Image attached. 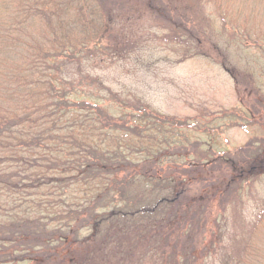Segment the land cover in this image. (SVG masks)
Instances as JSON below:
<instances>
[{"label": "trees", "instance_id": "trees-1", "mask_svg": "<svg viewBox=\"0 0 264 264\" xmlns=\"http://www.w3.org/2000/svg\"><path fill=\"white\" fill-rule=\"evenodd\" d=\"M231 1L0 0V264H196L174 252L190 253L179 247L188 210L207 221L230 201L239 216L264 179V124L255 121L264 102L259 80L231 66L227 40L263 49L264 14L243 0L239 19ZM137 14L178 63L204 58L255 98L240 114L252 131L244 147L217 151L200 137L209 123L162 115L89 75L114 60L106 53L139 44L130 34ZM259 231L262 248H232L220 264H264ZM172 236L183 251L159 253Z\"/></svg>", "mask_w": 264, "mask_h": 264}, {"label": "rangeland", "instance_id": "rangeland-1", "mask_svg": "<svg viewBox=\"0 0 264 264\" xmlns=\"http://www.w3.org/2000/svg\"><path fill=\"white\" fill-rule=\"evenodd\" d=\"M226 6L233 13H238L239 19H243V0H233ZM255 8L259 10L258 14H264V0H256ZM204 11L212 16L215 9L208 6ZM137 15L139 18H135L130 34L139 39V44L128 53L121 52L120 46L117 47L118 52L106 53L103 58L114 60L106 65H95L93 69L88 70L89 75L117 94L132 95L141 99L157 113L178 118H197L209 123V134L200 137L204 142H211L212 148L217 151L232 153L244 147L252 139V131L240 128L248 123L247 117L241 119L240 114L246 113L255 98L249 93L240 96L234 89L229 75L204 58L194 57L178 63V56L181 54L175 55L172 47H164L159 41L161 32L150 25H144V18L148 15ZM249 24L262 27L258 21ZM227 43L234 56L231 66L244 68L259 80L262 94L258 98L260 102H264V48L248 46L247 42L236 44L233 38H229ZM86 84L89 89L98 88V85L92 84L90 80H87ZM256 110L260 112V116H256V123L260 121L264 124V106L259 105ZM227 111L231 113H224ZM226 114L232 115L231 118H224ZM235 125L238 127H232ZM243 202V205L237 207L238 217L233 213L234 208L230 201L224 215L216 207L217 212L210 214L207 221L192 216L188 210L186 217L182 219L187 223L183 233H187L181 234L179 247L184 246L190 253L182 255L180 251L174 252L179 258L190 255L196 264H220L224 262L222 255L226 251L229 254L232 248L244 249L249 243H252L254 249L259 245L262 248V244L255 243L251 230L259 229V232L264 234V221L257 227L255 224L264 205V179L260 184L252 186L251 194L245 193ZM214 206H219L218 202ZM188 225L195 226L190 236L188 232L191 228ZM185 239L188 240L183 244ZM170 241L173 242V236ZM176 245L173 242L168 247H159L158 252L179 249ZM158 246L159 244H155L156 248ZM165 261L163 256L162 262Z\"/></svg>", "mask_w": 264, "mask_h": 264}]
</instances>
